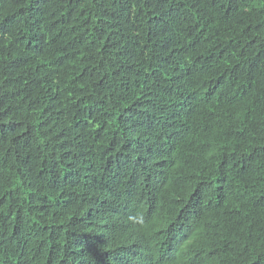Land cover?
<instances>
[{"label":"trees","instance_id":"trees-1","mask_svg":"<svg viewBox=\"0 0 264 264\" xmlns=\"http://www.w3.org/2000/svg\"><path fill=\"white\" fill-rule=\"evenodd\" d=\"M0 264H264V0H0Z\"/></svg>","mask_w":264,"mask_h":264}]
</instances>
